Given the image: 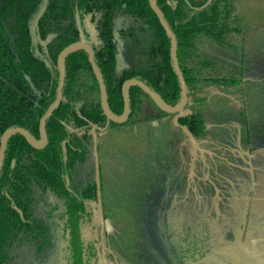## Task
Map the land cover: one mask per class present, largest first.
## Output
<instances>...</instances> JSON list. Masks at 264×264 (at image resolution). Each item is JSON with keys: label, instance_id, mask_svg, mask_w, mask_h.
<instances>
[{"label": "trees", "instance_id": "obj_1", "mask_svg": "<svg viewBox=\"0 0 264 264\" xmlns=\"http://www.w3.org/2000/svg\"><path fill=\"white\" fill-rule=\"evenodd\" d=\"M150 1L47 0L33 22L42 0H0V146L10 127L24 126L40 139L41 119L57 97L58 56L76 41L93 47L115 114L124 112L122 86L131 78L158 91L167 104H178L181 84L173 66L171 37ZM157 1L176 34L188 89V102L177 122L195 139H206L208 126L202 109L207 95L201 94L237 87L244 80L235 73H216L218 61L204 56L202 50L212 43L221 48L232 46L228 38L240 33L242 26L235 22L231 0ZM141 46L143 59L124 65L122 49L130 53ZM65 68L63 99L46 125L47 146L37 149L20 133L8 141L0 173V264H11V252L18 243H32L42 254L54 245L57 230H62L66 240V264H101L102 248L97 241L86 240L82 231L90 205L99 199L97 182L85 175L73 183L78 165L87 162L94 146L95 132L109 120L101 102L87 100L90 81L99 86L89 53L80 49L69 54ZM129 95L128 121L150 111L147 103L160 115L169 114L139 86H132ZM110 125L119 123L109 121ZM229 181L217 179V183ZM206 183L215 188L216 180L207 178ZM177 188L174 183L166 184L162 192L149 198L150 210L135 229L136 264H193L227 246L242 230L245 208L232 212L227 223L215 224L208 216L209 202L201 207L202 215L194 203L185 205L184 211L191 216L173 221L180 209ZM14 205L23 211L24 219ZM211 212L217 214L213 208Z\"/></svg>", "mask_w": 264, "mask_h": 264}, {"label": "rangeland", "instance_id": "obj_2", "mask_svg": "<svg viewBox=\"0 0 264 264\" xmlns=\"http://www.w3.org/2000/svg\"><path fill=\"white\" fill-rule=\"evenodd\" d=\"M231 2L235 22L242 26L228 38L236 50L212 43L202 53L218 61L216 73H235L244 81L222 89L229 97L215 92L219 90L201 94L207 95L202 110L210 142L188 137L177 116H162L147 103L150 111L115 127L108 121L95 132L87 162L77 167L74 185L85 175L97 182L99 199L90 205L82 231L102 248L101 264L137 263L136 224L149 212V198L173 183L180 193L173 221L191 216L184 211L189 203L202 215L201 207L209 202L208 216L215 224L227 223L232 212L245 208V230L193 264H264V0ZM142 47L130 53L122 49L124 65L140 62ZM89 87L88 102H101L100 87L93 81ZM221 177L229 183H217ZM207 178L216 180L215 188ZM63 234L54 232V245L42 254L32 243H18L11 264H66Z\"/></svg>", "mask_w": 264, "mask_h": 264}, {"label": "water", "instance_id": "obj_3", "mask_svg": "<svg viewBox=\"0 0 264 264\" xmlns=\"http://www.w3.org/2000/svg\"><path fill=\"white\" fill-rule=\"evenodd\" d=\"M47 0H42L41 5H40V9L37 12L36 16L33 18V22H36L38 16L41 14L45 2ZM150 5L153 9V11L157 14L158 18L160 19L161 24L163 25V27L165 28L167 34L169 37H171V56H172V60H173V66H174V70L177 73L178 77H179V81L181 84V100L178 104L176 105H169L167 104L163 98L159 95L158 91H155L154 89H151V87L146 84L145 82L136 79V78H131L126 80L123 83L122 86V95L124 98V112L122 115H117L112 111V108H110L109 102H108V93H107V88L104 82V78H103V74L96 62L95 59V51L93 49V47L91 46V44H89L86 41H76L73 42L71 44H69L68 46H66L61 53L58 56V70L60 73V80H59V84H58V89H57V97L56 100L53 102V104L51 105V107L48 108V110L46 111V113L43 115L41 122H40V139H36L35 136L26 128L23 127H10L7 130H5L2 139H1V146H0V173L2 171L3 168V164H4V160H5V155H6V149H7V145H8V141L10 139V137L16 133H20L23 136H25V138L28 140V142L35 148L37 149H43L47 146L48 144V136H47V130H46V125H47V121L50 119V117L52 116L53 112L60 107L61 105V101L63 99V89H64V85H65V79H66V68H65V60L67 58V56L73 52H76L80 49H84L89 53V59L90 62L92 64L93 70L95 71V75L96 78L98 80L99 83V87H100V91H101V106L102 109L105 113V115L107 116L109 121H113L115 123H125L129 116H130V112H131V99H130V95H129V91L130 88L132 86H139L141 87L145 92H147L150 97L152 98V100L157 104V106L161 109H163V111L165 112H169V114H178L177 115V119L178 117L183 115V111H185V107L186 104L188 102V89H187V84L184 78V75L181 67H180V63H179V59H178V42H177V37L176 34L173 32V30L171 29L169 23L167 22V19L165 18V15L162 11V9L158 6V1L157 0H151L150 1ZM177 125L178 122L176 121ZM184 130L189 133L187 131V129L185 127ZM190 134V133H189ZM14 208L19 212V214L21 215L22 219H24V215L23 211L16 205H14ZM108 221V220H107ZM247 223V219L245 217L244 222H243V231L245 230V226Z\"/></svg>", "mask_w": 264, "mask_h": 264}, {"label": "crops", "instance_id": "obj_4", "mask_svg": "<svg viewBox=\"0 0 264 264\" xmlns=\"http://www.w3.org/2000/svg\"><path fill=\"white\" fill-rule=\"evenodd\" d=\"M236 46H237V44H236ZM230 47H231V48H234V49L236 50L235 45H232V46H230ZM215 92H217V94H223V96H225V97H226V96L229 97V94H227V93L224 94V92H226V91H222V89L219 90V91H215ZM211 93H214V91L211 92ZM205 116H206V114H205ZM235 119H236V118H235ZM234 121H237V119L234 120ZM182 130H184V128H183ZM184 131H185V130H184ZM187 134H188V137H191V136H192V135L189 134V133H187ZM191 138L193 139L194 137L192 136ZM202 141H203V143H204V142H207V143L210 142V136L208 135L207 138H206V139H203ZM202 141H201V142H202ZM216 142H217V141H216ZM230 150H231V149H230ZM208 173H209V172H208ZM252 174H253V173H252Z\"/></svg>", "mask_w": 264, "mask_h": 264}, {"label": "flooded vegetation", "instance_id": "obj_5", "mask_svg": "<svg viewBox=\"0 0 264 264\" xmlns=\"http://www.w3.org/2000/svg\"><path fill=\"white\" fill-rule=\"evenodd\" d=\"M128 121V120H127Z\"/></svg>", "mask_w": 264, "mask_h": 264}]
</instances>
